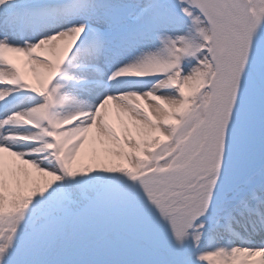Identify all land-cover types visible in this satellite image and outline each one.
I'll use <instances>...</instances> for the list:
<instances>
[{
    "label": "snow or ice",
    "instance_id": "obj_1",
    "mask_svg": "<svg viewBox=\"0 0 264 264\" xmlns=\"http://www.w3.org/2000/svg\"><path fill=\"white\" fill-rule=\"evenodd\" d=\"M0 264H264V0H0Z\"/></svg>",
    "mask_w": 264,
    "mask_h": 264
}]
</instances>
